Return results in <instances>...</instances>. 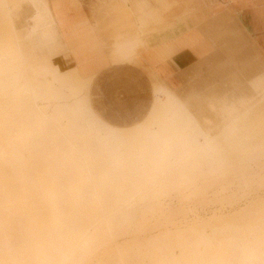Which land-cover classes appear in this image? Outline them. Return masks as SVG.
Returning a JSON list of instances; mask_svg holds the SVG:
<instances>
[{"label":"bare ground","instance_id":"bare-ground-1","mask_svg":"<svg viewBox=\"0 0 264 264\" xmlns=\"http://www.w3.org/2000/svg\"><path fill=\"white\" fill-rule=\"evenodd\" d=\"M144 1L0 0V264H264V13ZM70 12L87 62L55 53Z\"/></svg>","mask_w":264,"mask_h":264},{"label":"rangeland","instance_id":"rangeland-1","mask_svg":"<svg viewBox=\"0 0 264 264\" xmlns=\"http://www.w3.org/2000/svg\"><path fill=\"white\" fill-rule=\"evenodd\" d=\"M54 1L59 2L61 0H54ZM247 1L248 0H145L141 4L134 5L133 11L137 16L144 15L145 13L148 12L149 15H151L154 18H157V15L159 14H164L169 11L175 12L177 11V9H181L183 7L187 8L191 5H196L197 8L207 5H212L214 6V8H216V10L218 9V7L222 5L225 6L228 5L227 7L231 9L230 11L232 13L236 11L241 13H246V11L248 10ZM77 3H78V8H80L83 14L88 15L89 4H90L89 0H77ZM263 3L264 0H251L250 8H253V12H255L256 9L258 8V11L260 12L262 11L264 13V7L261 6V4ZM67 17L68 18H66L62 23L63 28L61 27L56 31L52 40V42L55 44L64 43L65 41L67 42V44L66 43L65 45L63 44L61 47H59L60 49H58L55 53H57L58 56L64 58L66 61H71L75 59L78 62L83 63L85 61L87 62L89 60L94 59V57L92 56L97 53H100V51L98 47L92 43V38L89 37L91 36V28L88 25L87 21L84 20L81 16L77 15V13L75 12H70L67 15ZM261 19L262 21L259 22V24L249 21L250 23L249 28L254 36L264 41V17H262ZM174 59L179 66H185V65L187 66L178 67L175 70V72L172 73V75L170 76L172 77V82L181 89H184L188 85L194 83V87L192 88V94L195 98H199L200 95L202 94V90L204 91L202 84L204 82H208L209 80L205 79V77L202 80V75H201L194 78L190 77L189 80L191 83L189 82V84L188 83L185 84L184 80L185 77L187 76V68H188V64L190 63V59H187L185 55H183V52L177 55ZM203 110L207 114H212L210 113L212 112L211 107L208 105H205ZM221 119L222 118L220 115L213 116L212 114V120H214L215 122H219ZM263 189H264V185L263 187L251 185L248 188V192L249 195L252 194L255 195L256 193V195H258L259 197H264ZM207 211L209 210H205L201 207L190 206L188 217L189 218L193 217L195 213L199 215H203L204 212L206 213Z\"/></svg>","mask_w":264,"mask_h":264},{"label":"crops","instance_id":"crops-1","mask_svg":"<svg viewBox=\"0 0 264 264\" xmlns=\"http://www.w3.org/2000/svg\"><path fill=\"white\" fill-rule=\"evenodd\" d=\"M261 6H263V7H264V3H263V4H261ZM180 54H181V53H180ZM177 55H179V54H177ZM177 55H176V56H177ZM176 56H175V57H176ZM175 57H174V58H175ZM174 60H175V59H174ZM175 62H176V61H175ZM176 64L178 65V63H177V62H176ZM178 66H179V65H178ZM185 66H187V65H185ZM185 66H179V67H185Z\"/></svg>","mask_w":264,"mask_h":264}]
</instances>
